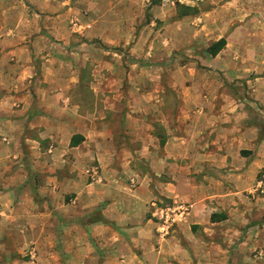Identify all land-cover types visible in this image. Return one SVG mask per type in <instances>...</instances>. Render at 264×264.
Returning <instances> with one entry per match:
<instances>
[{
	"label": "crops",
	"instance_id": "obj_1",
	"mask_svg": "<svg viewBox=\"0 0 264 264\" xmlns=\"http://www.w3.org/2000/svg\"><path fill=\"white\" fill-rule=\"evenodd\" d=\"M19 1L0 0V204L18 185L33 187L30 176L35 175L40 186L35 198L62 207L67 200L76 205L72 220L58 210L53 227L47 226L46 214H28L45 220L34 221L35 228L57 237L55 245H43L38 264H194L195 252L205 259L210 250L230 251L231 246L219 240L242 228H262L253 233L264 235V223H256L264 217V197L249 196L260 184L264 138L252 110L256 104L240 97V87L250 81H227L229 76L247 80L251 71L248 64L234 62L237 58L229 50L233 35L216 40L224 39L226 47L216 57L206 56L201 68H186L184 75L193 81L179 90L187 96L163 97L178 85L163 88L155 77L153 91L161 96L118 102L107 98L99 110L97 100L85 104L72 95L82 88L85 74L81 55L75 52L85 32L73 16L78 7L67 6V0ZM144 5L141 0H90V9L97 12L140 13ZM141 22L109 20L106 26ZM66 27L71 32L64 36ZM40 40L63 52L42 55L37 69L32 50ZM69 53L78 64L60 61ZM108 85L110 90L123 87ZM89 89L96 90L93 84ZM117 105L120 112L115 111ZM247 106L249 113L242 111ZM20 171L25 174L18 176ZM180 206L187 213L162 236L167 216ZM0 215L10 221L21 217L3 209ZM3 224L0 221V229ZM10 231L19 232L9 229L8 235ZM67 231L74 234L72 246L65 241ZM84 234L102 244L91 248L90 242H82ZM6 251L3 248L0 257L8 262L12 258ZM67 254L73 258L66 259Z\"/></svg>",
	"mask_w": 264,
	"mask_h": 264
},
{
	"label": "rangeland",
	"instance_id": "obj_2",
	"mask_svg": "<svg viewBox=\"0 0 264 264\" xmlns=\"http://www.w3.org/2000/svg\"><path fill=\"white\" fill-rule=\"evenodd\" d=\"M143 1L145 5L141 8L145 10H140V13L139 11L123 10L97 12L90 9V0L65 1L68 3L67 6L76 5L78 7V15L73 16L81 22L85 30L84 34L79 36L82 42L76 46L79 48L75 51L79 52L76 55H81L80 60L85 67V74L81 80L82 88L71 92L73 98L85 104L97 100L100 110V106L103 108V101L107 98L118 102L127 98L137 99L143 95L153 97L155 94L156 97H159L162 92L158 93L156 90L154 93L153 91L155 77L158 83L163 84V88L169 84L178 85L176 91L169 92V96L168 92L164 90L163 97L173 99V95H175L176 98H181L186 91L179 89L184 84H190L193 81L184 75L186 68H201L202 60L209 55L208 50L217 42L216 40L226 35H233L234 41L230 40V45L234 47L229 50H232L231 52L237 58L234 62L239 66L243 63L248 64L251 71L247 73L249 78L247 80L237 81L234 76H229L227 81L232 84L250 81L251 84H248L247 87L246 85L240 87L242 88L240 97L256 104L252 110L256 113L259 130L264 138V105H262L264 104V0H203L189 6L176 7L164 4L162 0H141V2ZM56 2L65 3L61 0H56ZM225 5L228 6V9H224ZM184 7L191 9L188 10ZM129 18L141 19L142 22L138 26L131 27L106 26L109 24V20H127ZM95 20L100 22L95 24ZM65 29L64 36L70 31L67 27ZM35 37H33L34 41ZM83 43H87V46H83ZM71 49L73 48H67V51ZM50 50L55 53L63 52L56 45L52 49L48 48L42 40L36 43L32 54L34 53L33 57H37V69L44 61L42 55L47 54ZM59 53L57 57L60 55ZM65 56V59L60 60L65 65L79 63V60L77 58L74 60L70 53ZM189 76L192 78L191 75ZM109 83L123 84V87L118 89L114 87L113 90L106 89L105 85ZM90 84H93L96 90H90ZM248 88H251V91ZM187 94L188 92H186V96ZM178 100L177 108L181 104L180 99ZM248 108V106L242 108V111L249 113ZM121 109L122 107L119 109L118 105L115 106V111L119 110L120 112ZM167 110L165 109V111ZM17 146L19 150L24 148L20 145ZM24 174L21 171L17 172L18 176ZM67 174L72 173L66 171L65 175ZM33 176L34 178L30 176L33 187L18 185L16 193L0 204V211L2 209L17 211L21 216L16 221L0 219L4 223L0 229L2 231L0 233V253L5 248L12 258L7 262L0 257V264H38L37 259L41 257L43 245H48L49 242L53 245L57 243L56 234L49 237L33 226L34 221L41 222L42 219H32L33 216L28 217V214H46L47 226L53 227L54 215L58 210L67 212L71 220L76 210V205H73L71 200L70 205L67 200L62 207L63 204L60 205L59 202L50 204L39 196L38 199L35 198L40 186L39 179L35 175ZM257 181L261 185L257 183L256 191L249 192L251 199L254 197L255 200L264 197V167L258 172ZM62 199L63 196L60 201ZM260 222L264 223V217H258L256 223ZM42 223L45 224V220ZM9 229H17L19 232L10 231L8 235L7 230ZM250 229L252 230L242 228L241 233L231 234L219 240L225 242L227 246H231L230 251L210 250L205 259H199L198 254L193 253L196 258L194 264H264V235L261 237L253 233L262 228ZM65 236L67 246H72L74 234L67 231ZM81 239L82 242L88 244L90 242L91 248L96 246V243L102 244L85 234L81 236ZM255 241H258L260 246L259 244L255 245ZM208 242H211V239ZM15 246H19L21 250L15 249ZM36 247L38 250L35 251ZM93 253L99 255L100 258L107 257V255L103 256L101 251L93 250ZM5 254L3 252V256ZM199 255L205 256L202 252ZM70 257L73 258L70 254L65 255L66 259Z\"/></svg>",
	"mask_w": 264,
	"mask_h": 264
},
{
	"label": "built area",
	"instance_id": "obj_3",
	"mask_svg": "<svg viewBox=\"0 0 264 264\" xmlns=\"http://www.w3.org/2000/svg\"><path fill=\"white\" fill-rule=\"evenodd\" d=\"M203 0H162L164 4L176 6H189L194 3H200ZM261 185V183H260ZM187 213V209L184 206H180L177 210L171 211L170 215L167 216L166 221L161 227V235L167 236L174 225L180 218H183Z\"/></svg>",
	"mask_w": 264,
	"mask_h": 264
},
{
	"label": "trees",
	"instance_id": "obj_4",
	"mask_svg": "<svg viewBox=\"0 0 264 264\" xmlns=\"http://www.w3.org/2000/svg\"><path fill=\"white\" fill-rule=\"evenodd\" d=\"M185 9L190 10L191 8L184 7ZM226 47V41L224 39L214 43L208 50V53L212 57H216L224 48ZM73 145V146H72ZM71 146H75V141L73 140Z\"/></svg>",
	"mask_w": 264,
	"mask_h": 264
}]
</instances>
